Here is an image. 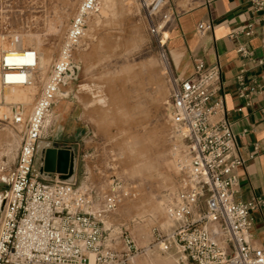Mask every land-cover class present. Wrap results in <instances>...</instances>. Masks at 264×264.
I'll list each match as a JSON object with an SVG mask.
<instances>
[{
	"label": "built area",
	"instance_id": "built-area-1",
	"mask_svg": "<svg viewBox=\"0 0 264 264\" xmlns=\"http://www.w3.org/2000/svg\"><path fill=\"white\" fill-rule=\"evenodd\" d=\"M10 3L0 0V8ZM98 4L99 0L80 1L50 76L29 113L21 103L6 104L0 92V121L21 134L10 189L0 209V264H130L134 255L145 250L126 231L106 227L98 218L126 198H136L134 184L113 179L99 194L92 185H78L76 167L73 177L64 179L57 172L44 171L41 159L37 163L47 117ZM142 4L148 29L164 49L163 30L174 26L177 13L168 0H142ZM249 4L257 17L236 33L250 37L261 27L262 52L256 56L244 43L238 52L264 65V0H249ZM197 29L205 34L213 24L201 21ZM18 36H11V47L1 53L0 87L30 85L38 69L39 53L30 47L16 48ZM16 56L32 59L16 61ZM236 78L237 94L249 105L243 69ZM170 82L171 154L182 180L165 206L170 224L152 228L150 247L172 256L175 264H264V250L256 249L250 240L251 213L264 208V194L236 198L238 169L245 159L220 94L221 65L197 58L192 74L173 73ZM5 105L9 106L3 109ZM53 147L73 153L68 146Z\"/></svg>",
	"mask_w": 264,
	"mask_h": 264
},
{
	"label": "rangeland",
	"instance_id": "rangeland-1",
	"mask_svg": "<svg viewBox=\"0 0 264 264\" xmlns=\"http://www.w3.org/2000/svg\"><path fill=\"white\" fill-rule=\"evenodd\" d=\"M80 1L11 0L0 8V36L7 49L10 37L19 34L24 48L47 58L44 68L33 74V89L24 88L32 95L29 103H21L27 113L50 76ZM168 3L180 13L196 0ZM6 47L0 48V57ZM71 65L65 79L74 77L61 85L59 94L67 95L58 94L53 104L36 157L40 160L47 147L71 146L78 154V185H92L101 194L113 179L134 184L136 198H126L98 218L145 248L131 264H175L172 256L150 247L152 228L170 224L165 206L182 180L171 154L168 122L174 72L168 49H162L148 29L142 0H99ZM56 112L55 119L51 115ZM20 143L18 128L0 121V194L10 189ZM99 205L97 199L96 208Z\"/></svg>",
	"mask_w": 264,
	"mask_h": 264
},
{
	"label": "crops",
	"instance_id": "crops-1",
	"mask_svg": "<svg viewBox=\"0 0 264 264\" xmlns=\"http://www.w3.org/2000/svg\"><path fill=\"white\" fill-rule=\"evenodd\" d=\"M256 17L249 0H196L195 5L177 12L174 26L169 32L167 30L165 38L175 74H192L197 58L208 65H221L220 94L232 123L239 153L245 159L244 165L238 169L239 192L236 195L243 200L264 194V65L238 52L239 45L244 43L254 55H260L262 30L258 27L250 37L236 33L240 26ZM201 21L211 22L213 29L200 34L197 25ZM241 69L250 93L249 105L237 94L236 76ZM239 107H243L242 110H238ZM51 116L56 119L58 113ZM71 148L77 171L78 154ZM251 216L250 240L256 249L264 250V208L253 210Z\"/></svg>",
	"mask_w": 264,
	"mask_h": 264
},
{
	"label": "bare ground",
	"instance_id": "bare-ground-1",
	"mask_svg": "<svg viewBox=\"0 0 264 264\" xmlns=\"http://www.w3.org/2000/svg\"><path fill=\"white\" fill-rule=\"evenodd\" d=\"M2 37H4V36H0V48L1 49L6 47L5 46L6 43L4 42L5 38H2ZM24 43H26V42H24V38L19 35L18 36V43L16 44V48L24 47ZM6 49H7V47H6ZM6 49H3V51L6 50ZM8 49H9V46H8ZM47 56H48V54H47ZM31 59L32 58H30V57H24V58H21L20 56L14 57V60H16V61H21V60L26 61V60H31ZM46 60H47V58L45 57V55L43 56V54L41 53V55L39 56V59L37 61L38 67L39 68H44ZM68 69H67V71H68ZM73 77H69L67 79H71ZM67 79H65V76H64V80H67ZM29 86H30V89H33V86L31 84L27 85V86L8 85V86H5V87H0V92L2 90V94L4 93L3 97H4L5 101L8 102V103H12V102H14V103L15 102H20V103L23 102V104L24 103H29L31 98H32V95L27 93L28 89L26 91H24V88L29 87ZM59 95L60 96H66L67 95V91H61ZM5 195H6V193L5 194L4 193L0 194V203L1 204H3V202H4V196Z\"/></svg>",
	"mask_w": 264,
	"mask_h": 264
},
{
	"label": "water",
	"instance_id": "water-1",
	"mask_svg": "<svg viewBox=\"0 0 264 264\" xmlns=\"http://www.w3.org/2000/svg\"><path fill=\"white\" fill-rule=\"evenodd\" d=\"M74 159V154L70 149L57 147L45 148L41 157L44 171L57 172L64 179H70L73 177L75 173Z\"/></svg>",
	"mask_w": 264,
	"mask_h": 264
}]
</instances>
